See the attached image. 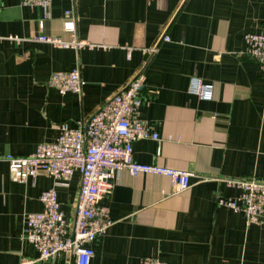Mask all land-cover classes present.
<instances>
[{"label":"crops","instance_id":"crops-1","mask_svg":"<svg viewBox=\"0 0 264 264\" xmlns=\"http://www.w3.org/2000/svg\"><path fill=\"white\" fill-rule=\"evenodd\" d=\"M75 7L76 35L94 45L80 50L30 39L72 36L65 12ZM264 34V0H52L41 7L0 0V156H26L59 137V125L76 127L117 94L146 64L140 116L159 132L157 142L136 141L135 160L194 173L191 187L173 193L166 176L114 180L109 208L113 225L90 244V264H264V222L248 224L243 213L218 205L236 199L227 179L264 181V71L245 53L247 34ZM169 37L165 41L164 37ZM157 47L152 57L143 49ZM128 48H132L130 57ZM80 68L83 95H61L49 82L56 71ZM199 77L214 97L190 93ZM80 174L54 181L39 175L10 179L0 164V264H74L62 254L49 262L23 240L26 215L43 209L42 193L56 187L62 210L74 216Z\"/></svg>","mask_w":264,"mask_h":264},{"label":"built area","instance_id":"built-area-1","mask_svg":"<svg viewBox=\"0 0 264 264\" xmlns=\"http://www.w3.org/2000/svg\"><path fill=\"white\" fill-rule=\"evenodd\" d=\"M23 5L41 7L49 15L52 0H20ZM76 10L65 12L64 28L72 39L41 34L30 39L33 42L49 43L58 47L77 50L93 48V43L81 40L76 35ZM21 44L27 39L17 36L4 37ZM169 41V37H164ZM245 53L256 61L264 71V34H247ZM157 47L143 49L145 56L152 57ZM132 48H128V56ZM148 62V61H147ZM145 63V66L147 64ZM143 67L117 94L87 120L78 121L76 127L61 123L59 137L54 142L41 143L35 153L26 156L7 154L0 156V164L6 162L10 179L16 183H26L39 175L54 181L71 180L80 174L79 191L74 204V216L67 217L62 210L56 187L45 190L40 200L42 211L26 215V225L22 238L33 245L39 253L35 261L49 262L62 254L70 255L74 264H90L95 255L90 246L98 236L104 235L113 225L109 208L101 201L110 197L114 180L122 171L132 176L154 174L166 176L173 185V193H181L191 187L194 173L157 164H144L135 160L136 141L151 139L157 142V155H161L162 138L155 127L140 116L143 92L146 85V67ZM49 84L61 95L75 93L83 95L84 80L80 68L56 71ZM190 93L201 100L210 101L214 97V86L205 84L199 77L191 80ZM227 184L239 188L241 195L236 199L218 198V205L228 206L245 215L247 223L264 222V181L247 179H227ZM34 261L25 260L23 264ZM141 264H167L159 257H145Z\"/></svg>","mask_w":264,"mask_h":264}]
</instances>
